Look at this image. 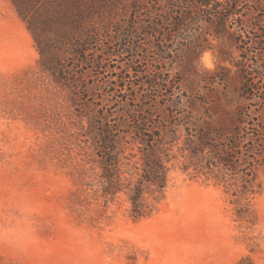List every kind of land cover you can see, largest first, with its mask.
Here are the masks:
<instances>
[{"label":"rangeland","instance_id":"1","mask_svg":"<svg viewBox=\"0 0 264 264\" xmlns=\"http://www.w3.org/2000/svg\"><path fill=\"white\" fill-rule=\"evenodd\" d=\"M138 2L152 11L150 0ZM119 7L120 32L111 42H102L110 33H96L84 65L67 56L76 81L70 89L42 71L16 5L0 0V264H264V161L245 190L242 174L222 164L207 169L191 156L185 125L166 137L167 184L145 187L142 216L134 215L127 192L104 194L86 113L94 107L105 123L132 124V114L123 115L124 92L110 86L129 89L131 81H143L132 69L153 73L158 65L152 50L121 55L119 45L132 39V0ZM209 25H202L204 32ZM180 41L174 74L184 92L182 117L188 114L196 131L228 135L246 104L238 52L208 36L187 46ZM151 91L131 90L128 101L141 102L149 93L155 105L161 100ZM260 113V127L250 134L258 140L264 138V105ZM120 151L127 185L139 176L140 153L129 139Z\"/></svg>","mask_w":264,"mask_h":264},{"label":"trees","instance_id":"2","mask_svg":"<svg viewBox=\"0 0 264 264\" xmlns=\"http://www.w3.org/2000/svg\"><path fill=\"white\" fill-rule=\"evenodd\" d=\"M120 1L13 0L36 42L42 71L58 85L70 89L76 81L71 76L73 67L68 65L67 56H72V62H77L75 65H84L89 47L97 40L96 33H110L103 36L102 42H111L112 33L120 32L115 20ZM138 1L132 0V24L129 25L132 39L128 42L125 39L126 43H121L119 48L124 58L131 52L134 58L140 50L154 51L157 68L153 73L132 69L143 81L138 85H135L137 80L131 81L129 89L126 84H116L113 89L109 85L117 93L124 92L123 115L132 114V124L115 121V125L110 120L105 123V115L98 109L94 111V107L86 113L89 135L107 182L104 194L116 196L127 192L134 215L142 216L145 187L155 186L159 190L166 187L169 169L162 156L166 151L165 140L169 135L174 138L176 127L182 125L187 129L186 145L191 156L207 169L222 164L224 169L242 174L247 190L255 184L256 170L264 161V138L258 140L250 136L251 131L260 127L257 119L264 105V0H150L152 11H143ZM36 4L41 5L34 10ZM204 23L210 24L209 33L204 32ZM207 36L219 40L221 46L229 44L239 54L237 66L243 78L241 96L246 104L239 108L228 135L221 134L219 129L216 135L203 129L196 131L190 126L189 115L182 117L186 111L184 92L179 74H174L184 47L180 40H186L187 46ZM108 56L113 54L108 53ZM145 87H150L151 93H156L153 97L161 101L152 105L149 103L152 94L145 93L141 102L137 97L132 99L135 104H131L129 92L139 93ZM261 130L264 131V127ZM128 139L139 150L141 170L136 181L123 185L120 147Z\"/></svg>","mask_w":264,"mask_h":264}]
</instances>
